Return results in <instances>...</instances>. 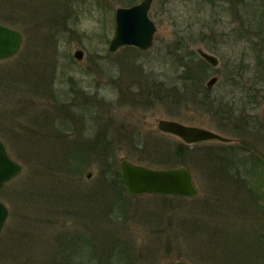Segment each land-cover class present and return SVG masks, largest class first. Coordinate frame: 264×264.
<instances>
[{"label": "rangeland", "instance_id": "374dc122", "mask_svg": "<svg viewBox=\"0 0 264 264\" xmlns=\"http://www.w3.org/2000/svg\"><path fill=\"white\" fill-rule=\"evenodd\" d=\"M126 1L0 0V18L7 19L13 12L17 18L13 26L22 34L17 52L0 60V138L9 155L24 168L0 188V199L9 210L0 232V264H49L55 248L68 246L71 232H80L87 240L91 235L94 247L76 256L68 246L69 264H169L176 259L220 264L230 257L221 258L225 244L220 238L225 232L234 233L238 227H252L250 235L264 231V195L260 196L264 171L250 168L256 163L250 162L247 151H234L233 142L188 145L156 126L159 119H172L226 137L237 136L231 124L221 120L219 111L224 100L236 116L244 99L243 87L252 78L246 70L240 78L244 85H237L228 73L240 62L238 53L243 55L248 47L244 40L237 42L234 9L227 5L226 14H220L205 0H153L148 12L156 26L152 47L142 51L120 46L108 52L115 9L140 0ZM70 6L74 10L71 14L67 11ZM241 12L248 16L252 9ZM177 39L182 45L175 52ZM124 47L136 48L140 54ZM198 47L216 55L219 64L210 66L195 85L189 81L187 93H183V67L174 57L184 60L185 55L190 56L188 50ZM76 49L85 53L81 61L73 57ZM249 59L246 56L244 62L248 64ZM212 76L217 81L207 88ZM37 81L41 88H34ZM166 89L169 95L164 93ZM261 95L260 111L264 109V92ZM59 104L65 105L60 107L63 114L65 110L74 116L66 120L65 130L57 114L59 107L55 108ZM43 112L56 115L62 125L55 120L45 127L40 123ZM41 131H46V136H41ZM98 132L105 134V139L98 140L106 144L104 150L98 145L99 149L88 151L82 162L72 154L67 157L72 161H61L66 155L61 143L73 146L79 140L88 142ZM180 143L188 149L177 156ZM45 148L51 154L48 150L44 153ZM202 154L209 159L201 160ZM223 157L227 164L224 158L219 170L211 166V159ZM121 159L155 168L185 166L199 193L195 197L133 196L122 190L116 201V185L101 187V183L111 181L106 165L120 172ZM232 165L239 169L238 176L227 180L222 173ZM213 170L219 174L210 175ZM64 175L72 184H64L68 181L61 178ZM227 176L232 177L229 172ZM79 195L86 196V201L79 200ZM80 206L89 208L75 212ZM21 231L29 237H22ZM212 231L221 233L214 235Z\"/></svg>", "mask_w": 264, "mask_h": 264}, {"label": "water", "instance_id": "95a60500", "mask_svg": "<svg viewBox=\"0 0 264 264\" xmlns=\"http://www.w3.org/2000/svg\"><path fill=\"white\" fill-rule=\"evenodd\" d=\"M153 0H140L131 6H119L115 9V27L109 42L108 52H114L120 46H133L146 51L152 47L156 30L154 21L148 12ZM21 43L19 31L0 24V59L10 57L16 53ZM197 54L212 67H217L218 58L201 47L196 48ZM84 51L76 49L73 57L77 61L84 58ZM217 81L212 76L206 82L210 88ZM157 128L181 139L185 144L197 142H227L228 138L221 134L194 125L183 124L172 119H159ZM120 174L126 190L131 195L156 193L184 197H195L199 191L192 173L182 165L166 168H155L144 164L133 163L128 159H121ZM23 166L8 153L4 141L0 138V188L23 172ZM90 175L87 174V177ZM9 214L7 205L0 199V232ZM169 264H191L182 259H176Z\"/></svg>", "mask_w": 264, "mask_h": 264}, {"label": "trees", "instance_id": "16d2710c", "mask_svg": "<svg viewBox=\"0 0 264 264\" xmlns=\"http://www.w3.org/2000/svg\"><path fill=\"white\" fill-rule=\"evenodd\" d=\"M205 1H206V3L212 4V7H211L212 10L213 9L214 10L218 9V11L220 13L219 0H205ZM128 2L129 3H133L135 1L134 0H127L125 2V4H127ZM249 3H250L249 0H241L242 9L243 10L246 9L245 6L247 4H249ZM259 3L261 5H263L264 4V0H259ZM174 43L175 44H174L173 47H174V49H176L175 52H177V50L179 51L181 49L182 41L179 40V39H177ZM124 49L127 50V51L132 52L134 55H137V56H138V54H140V51L138 49H136V48H133V47H124ZM188 51L189 52H187V53L190 56L185 55L186 58L184 60H182V57H179V56L174 57L175 60L178 62L179 66L183 67L182 68L183 70H182V73H181V76H180V78L183 80V91H184L183 93H187V92H185V90L187 91L188 85L190 84L189 81H191V83L194 84V85H195V83L197 81L200 82L201 79L204 78V76H205V74L207 72V69L210 67V65L205 60H203L202 58H200V57H198L196 55V51H194V50H188ZM186 59H187V61H186ZM188 61H189V63H188ZM39 82L40 81H37L35 83V87L34 88H37V87L41 88ZM158 84H159L160 88H163L164 87L163 83H158ZM149 88L153 89L154 87L149 86ZM49 89H50V86H49ZM74 91L76 93H78L76 90H74ZM164 93H166V94L169 95V90L166 89ZM160 98L163 99V95L161 94V92H160ZM209 103H210V101H209ZM70 105H72V104H70ZM64 106L65 105H63V104H59V106L56 105L55 108L56 107H59V112L57 114H58L59 118H62L61 123L63 124L64 130H65L66 127L64 125L67 122L66 120L68 118H71L72 119L74 116L71 115V114H69L65 110H64V114H63V112H61V110H60V107H64ZM209 106L212 107V103ZM43 114H44V112H43ZM55 116L56 115H50L48 112H45V114H44V120L41 121L40 123L41 124L43 123L45 125V127H47V128L50 127L51 124L53 125L54 122H55V120H57V123L59 124V120ZM51 121H52V123H51ZM62 124H59V125H62ZM45 132L46 131H41V136H43V137L46 136L45 135ZM52 135L50 136V138L52 137ZM102 138L105 139V134H101V133L98 132V133H96L92 137V140L90 139V140H88V142L79 140V141H77V144L74 143L73 146L72 145L71 146H68V145H66L64 143H61L60 144L61 149L66 154L64 156L62 155L61 161H67V160L72 161L73 159H70V158L68 159L67 158V157H69V155L72 154V155H76L75 158L79 160L78 162H82L83 161V158L87 155L88 151L90 153H92V152H94L95 148L96 149H99L98 145L100 147L102 146L100 150H104V148L106 147V144L104 145L103 142L101 143L100 141H98V140H100ZM100 143H101V145H100ZM48 145H49V143H48ZM76 145L79 147V149H75L76 148ZM48 149L49 148H47V149L45 148L44 153H46V151ZM187 149H188V146L187 145H185L183 143H180L177 146L175 152H176L177 156H181V155H184L187 152ZM47 153L51 154L49 150H48ZM207 157L208 156H206L204 154H202L201 157L199 155V158L201 160H203V161L204 160H208L209 157L208 158ZM45 158H46V161L49 162V158H48L47 154H45ZM225 160L226 161H224V158L223 159L222 158L221 159L219 158V159H214V160L211 159L210 164H211V166H213L214 168L216 167L219 170L220 168H219L218 165H221L223 161L226 164H227V162H229L227 158ZM53 161L54 162H57L56 160H53ZM70 161H68V162H70ZM106 166L110 169L109 170V173H111V181L110 182H104V179H105L104 178L102 180V182H104V183H101V187L108 185V183L115 184L116 185L115 189H116V191L118 190V194L116 196V201H118L119 200L118 198H119L120 192L122 190H125V188L123 186L122 177L120 175L119 170H114V168H111L110 167V164H108ZM60 170L62 171V173H64V171H63L64 168H60ZM218 170H216V171L215 170L210 171V175H211V172L212 173L214 172L216 174H219L218 173ZM231 170H234L235 172H232ZM238 170L237 169L235 170V169L226 168L225 174L222 173V175L227 180H228V178L234 179L235 177L238 176V173H237ZM65 171H66V169H65ZM58 172H60V171H58ZM228 172L231 174L232 177H228L227 176L228 175ZM256 174H258V173H256ZM259 176H260V174H259ZM61 178L68 180L67 183H64V184H68V185L72 184V183H69V179L66 178L65 175L62 176ZM236 179L239 180L240 178L238 177ZM220 181H222V179H220ZM261 191L263 193H261L260 196L261 195H264V191L263 190H261ZM250 192L252 194H255L256 193V191H250ZM251 193H250V195H251ZM29 195L30 196H33V192H31ZM0 196L2 197L3 194H0ZM20 196H21V194H20ZM255 196L257 197L258 196V193H256ZM101 197H102V195H101ZM51 198H54V197L51 196ZM77 198L79 200L86 201V196L79 195ZM98 199H100V198H97V200H96L97 202H99ZM250 199H253V195H251V198ZM79 208L80 209H78V210H75L74 209L75 212L76 211H78V213L83 212L84 209H87L89 207H87V206L81 207L80 206ZM93 211L96 213L95 210H93ZM250 228H252V227H244V230H242L241 227H238V229L235 230L234 233H233V231L231 233L229 232L228 234L226 232L224 233L225 235L222 238H220L222 240L223 244H225L221 248V252H222L221 258H223L224 256H227V255L230 256V257L229 258L222 259L223 261L220 262V264H226V263L227 264H264V231H262L261 233L259 231H256V233H254L253 235H250L249 234ZM15 232L17 233V231H15ZM211 233H213L214 235H217V234H220L221 231L220 232H218V231H212ZM70 234H71V236H70V242H69L68 246L71 247L72 251H74L73 252L74 255L78 256V254L81 253L80 251L81 250L82 251H85V249H87L90 252L92 251V248L94 246L91 244L92 243V241L90 240L91 239V235H90V239L87 240V237L81 236V233L80 232H78L76 234H73L71 232ZM230 234H232V235H230ZM21 236L22 237H26V238L29 237V235L26 236V233H24L22 231H21ZM230 236H232V237H230ZM65 237L68 238V236H65ZM13 238L14 237L11 235L10 240L12 241ZM38 239L40 240V238H38ZM215 240L216 239H214L212 241V243H215L216 244V241ZM55 241H56V243H58L59 238H58V240H55ZM60 241H61V243L64 244V242H62V241H64V239H60ZM96 241L97 242L99 241V237H97V240ZM80 242L83 245H81ZM23 246L24 245H21L19 247H23ZM68 246L66 245L64 248H62V247L55 248L51 252V255L52 256L49 258V264H69V263H67L68 262L67 261V258L69 257V255H68V250H69L68 248L69 247ZM236 246L237 247H240L242 249H239L237 251V247ZM233 248L234 249L236 248V249L234 250ZM90 252H88V253H90ZM104 253L105 252L102 251L101 254H104ZM229 260L231 261V263H229ZM74 264H78V262L77 263H74ZM79 264H81V263H79ZM118 264H120V262ZM122 264H128V262H123Z\"/></svg>", "mask_w": 264, "mask_h": 264}, {"label": "flooded vegetation", "instance_id": "af4514ba", "mask_svg": "<svg viewBox=\"0 0 264 264\" xmlns=\"http://www.w3.org/2000/svg\"><path fill=\"white\" fill-rule=\"evenodd\" d=\"M249 1L250 3L247 4L245 8L250 7L252 9V14L242 16L241 0H219L220 14H226L225 10L228 8L225 6L227 5L230 9H234L233 18L236 16L234 20L237 22L234 32L237 36V42L244 40L248 45L247 52L244 49L243 55L242 52L238 53V61L240 62H238L237 68L234 71L228 70L229 76L237 85L242 83L240 78L246 75L243 73L244 71L247 70L249 72L248 76H252L249 85L243 87L244 99L238 108V114H236V116L235 114L233 115L234 108H231L232 106L227 107V104H224V100L223 102L220 101L222 110L220 109L219 111L221 113V120H223L224 123L228 122L231 124L233 133L237 135L234 137L235 139L225 136L229 141L223 143L230 145V142H233L234 151H247L246 154H249V159H251L250 162L256 163L251 165L250 168L264 171V149H262V146H264V109L261 111L258 110L259 106L262 104L261 94L264 92V84H262L264 83V4L261 5L259 0ZM251 1L256 4L255 8L253 7V3L251 4ZM67 11L70 14L73 13V6L68 7ZM9 13V18H0V24L17 30L13 26L17 18L14 16L13 12ZM63 17L65 16L63 15L62 18ZM221 43H223V41ZM247 53L249 55H246ZM246 56L250 57L248 64L244 62ZM247 104L248 106H246ZM249 107L250 110L248 111ZM224 108L230 109L225 110ZM246 138L249 140L248 143H245ZM259 158L261 160H259ZM226 168H228V166H226ZM229 168L234 169L236 167L229 166Z\"/></svg>", "mask_w": 264, "mask_h": 264}]
</instances>
